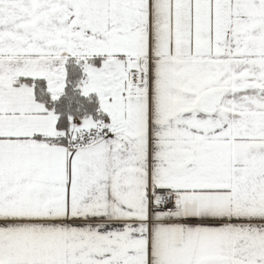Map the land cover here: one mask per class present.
<instances>
[{
	"label": "snow or ice",
	"instance_id": "1",
	"mask_svg": "<svg viewBox=\"0 0 264 264\" xmlns=\"http://www.w3.org/2000/svg\"><path fill=\"white\" fill-rule=\"evenodd\" d=\"M0 264H264V0H0Z\"/></svg>",
	"mask_w": 264,
	"mask_h": 264
}]
</instances>
